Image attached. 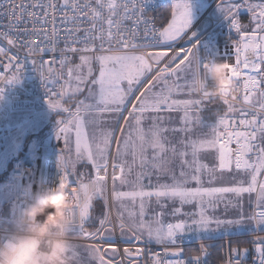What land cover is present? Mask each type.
Instances as JSON below:
<instances>
[{
	"label": "snow or ice",
	"instance_id": "1",
	"mask_svg": "<svg viewBox=\"0 0 264 264\" xmlns=\"http://www.w3.org/2000/svg\"><path fill=\"white\" fill-rule=\"evenodd\" d=\"M5 5L8 10L2 15L8 17L9 25L8 31H0V37L10 46L26 48L31 56L48 51L55 53L60 31L65 34L64 47L59 49V68L54 66L55 58L49 61L34 58L31 62L46 83L64 80L58 93L48 88L49 107L68 113L57 122V138L63 137L65 147L69 148L74 134L75 160H87L94 169V176L87 182L84 175L72 181L74 162L69 172L65 156H59V167L63 170L60 180L68 186L73 202V232L84 239L98 241L82 246L96 264H123L109 258V250L113 255L119 254L114 239L117 228L120 236L127 237L129 242L140 240L146 232L149 239H155L158 244H175L177 233L190 231L193 225L207 229L212 223H240L246 218L256 224L264 222V0L259 3L221 0L219 4L230 22L229 27L239 36L232 41L235 63H228L234 86L221 94L208 91L200 79L211 58L201 60L197 51L200 42L190 40V35H195L189 31L192 26L191 0H173L171 20L162 29L151 16L144 14L141 3L136 0H83V3L80 0H21L20 3L0 0V7ZM241 8L251 14L254 24L251 30L237 19ZM133 17V27L129 28L124 21H132ZM29 22L31 29L20 28V24ZM82 23L87 26L82 28ZM49 24L51 30H45L44 26ZM69 53H79L80 63L71 65ZM0 58L8 61L6 66L10 70L15 69L10 77L0 75V84L18 81L23 69L19 58L9 55V50L4 47H0ZM94 64L98 66L96 76L93 75ZM181 80H184L183 84ZM82 85L86 86L87 95L83 100H75L74 97L85 90ZM157 85H161L159 91L154 90ZM185 89L189 97L198 98H172ZM2 90L0 88V92ZM56 96L60 98L55 99ZM217 98L222 100L226 110L213 113L215 119L205 121L201 115L203 109ZM177 110L183 112L182 127H165L164 121L170 117L162 113ZM197 128L208 131L200 132L193 139L191 134ZM169 131L189 134L188 139L180 141L188 151H177L165 135ZM113 145L114 152L111 151ZM202 152L214 153L218 164L209 168L201 163ZM189 154L191 161L185 159ZM129 156L130 161L126 159ZM177 157L182 169L179 177L170 167ZM134 166L140 171L133 177ZM185 166L194 169L195 174L185 171ZM152 169L156 170L157 176L170 175L172 183H160L159 180L153 183ZM202 170L210 177L209 183L218 178L217 171L227 172L236 186L205 188ZM241 175L250 179L235 180ZM109 179L112 199L123 209L117 212L115 224L107 210ZM189 179L198 187H186ZM118 186H128L130 190H117ZM253 192L257 193L256 207L245 216L240 197L243 193ZM230 195L237 203L233 204ZM153 198L156 203L169 199H178L181 203L198 201L201 204L199 218L190 223L180 220L166 225L159 217L146 220V208ZM97 199L103 201L104 210L99 217H94L93 201ZM127 202L133 206L138 202V213L129 210ZM220 203H225L226 209L239 208L242 214L235 221L206 214L205 204L215 209ZM178 212L180 209L173 215ZM89 224L97 226L90 231ZM77 247L74 245L75 249ZM255 248L260 264H264V236L256 237ZM182 251L177 247L172 255H181ZM232 251L241 259L229 264H242L246 249L238 252L233 248ZM123 252L130 264H136L139 249L133 252L125 247ZM201 252L207 253L204 245H201ZM168 254L169 250L165 248L164 255ZM201 258L193 254L187 261L201 264ZM154 264H186V261H163L157 254Z\"/></svg>",
	"mask_w": 264,
	"mask_h": 264
},
{
	"label": "built area",
	"instance_id": "2",
	"mask_svg": "<svg viewBox=\"0 0 264 264\" xmlns=\"http://www.w3.org/2000/svg\"><path fill=\"white\" fill-rule=\"evenodd\" d=\"M221 0H216L210 7H208L204 14L200 17L198 22L191 28L190 33H195L194 36L190 35V40L195 43L197 40L200 42L198 46V53L201 60L207 61L211 59L226 60L229 64L235 63L233 40L238 38L234 37V30L229 27V20L225 18H215L212 15L213 10L218 6ZM16 3H20L21 0H15ZM83 3V0H80ZM137 3H141L146 16H151L156 23V26L160 29L164 27L160 10L164 6L172 5L173 0H136ZM240 1V3H242ZM212 7V10L209 9ZM7 6L0 7V31H8L9 19L7 16L2 15L6 12ZM37 11H39L37 9ZM59 15V13H58ZM125 20L124 23L129 27H133V21ZM86 24H81V27H86ZM28 27L31 29L32 24L29 22L27 25L20 24V28ZM45 30L50 31L51 25H45ZM141 27H143L141 25ZM189 33V34H190ZM14 35V34H13ZM64 32L60 31L58 36L57 51L55 53L48 51L45 53L31 56L26 48L13 47L7 44V42L0 37V47H4L9 50V55L17 56L20 63L23 64L22 72L20 73L19 80L11 83L0 84L2 92H0V130L6 120L8 114L11 112H42L47 110L49 104L48 88L53 92L58 93L60 91V85L64 83V80L58 82L46 83L41 78L40 72L36 66L31 62L32 59L39 60L41 57L44 61H49L55 58L57 63L54 65L59 68L60 52L59 49L64 47ZM15 38V35H14ZM79 47V45H77ZM226 53L228 55L226 56ZM70 56V64L74 63L79 58V53L68 54ZM27 58V60H26ZM8 61L4 58H0V75L11 76L15 69H9L6 65ZM163 67V65H160ZM66 70V69H65ZM155 75V73H154ZM203 74H201L202 76ZM56 96L55 99H59ZM214 102H220L222 100L217 98ZM226 107V106H225ZM239 107V105H237ZM232 147H235L233 144ZM63 154L68 161V171L72 169L69 165V151L65 147L64 139L57 138V126L49 131L41 141L37 144L33 150H20L18 156L11 163L10 180L13 193L12 202V216L15 215L20 207H23L25 203L29 202L37 193L43 192L45 189L54 187L59 183L60 177L63 174V170L59 167V156ZM111 175V169H109ZM77 174L74 173L70 179L75 181ZM87 182V180H85ZM75 187V183L72 184ZM109 189H111V181L108 183ZM109 212L111 214L113 223H116L115 214L113 211V204L111 198H109ZM10 219L5 220L0 218V228L5 225H10ZM177 223V222H176ZM70 239L72 242H79L84 244L96 243L98 241H92L82 238L77 232H72ZM264 236V222L260 224L255 223V231L250 235L251 247L246 248L244 251L242 264H260L258 260V253L255 248L256 237ZM115 241L118 243L119 254H116V258L109 254V258L114 261H122L123 264H130V261L126 258L123 249L128 247L135 252L139 249V257L136 258V264H154L156 255L163 261L169 260H185L186 264L188 257L196 254L200 255L201 264H229L230 261L241 259V257L232 251L234 245L230 237L221 239V249L219 254V260H215V252L213 246L216 245V241L208 239H197L188 231L177 233L175 236V244L171 242L157 243L142 235L140 240L133 239L131 242L128 239L121 237L119 229H116ZM201 245H204L207 249L206 255L201 252ZM181 248V255H172L175 248ZM165 248L169 250L168 255H164ZM238 252L239 250L236 248Z\"/></svg>",
	"mask_w": 264,
	"mask_h": 264
},
{
	"label": "rangeland",
	"instance_id": "3",
	"mask_svg": "<svg viewBox=\"0 0 264 264\" xmlns=\"http://www.w3.org/2000/svg\"><path fill=\"white\" fill-rule=\"evenodd\" d=\"M198 1V2H197ZM216 0H191V6H192V20L197 17L198 10L201 11V15L204 14L205 10L210 7ZM240 0H236L234 3H238ZM259 0H253L252 2H256ZM227 3L228 0H225ZM221 1L219 2V4ZM218 6L213 10L212 15L215 18H225V15L220 10ZM202 9V10H201ZM199 14V15H200ZM226 19V18H225ZM228 20V19H226ZM80 60L79 58L72 63L71 65L79 64ZM95 71L93 73L94 76L98 75V66L93 65ZM67 69L65 70V72ZM83 71L86 73L87 69H83ZM154 74V73H153ZM150 78V77H149ZM65 79L67 77L65 76ZM188 79H191L189 76ZM181 84L184 83V80L180 81ZM64 84V83H63ZM83 93L77 94L74 99L75 100H83L85 96L87 95V88L86 86ZM161 85H157V87L154 89L155 91L160 90ZM187 90L185 89V92L183 93H177L173 95V99H188V98H198V97H189L187 94ZM66 99V98H65ZM63 103V101H62ZM67 107L68 104H65ZM73 110L75 108L74 103H72ZM204 110L203 109L201 115L204 119ZM162 115H165L167 117H170V119H167L164 121V126L171 129L176 128L179 129L182 127V121L181 117L183 116L182 111H173L168 113H162ZM68 116V113L63 112L62 109L60 110H53L51 108H48L47 110H44L42 112H11L8 114L6 120L4 121L1 130H0V218L8 220L12 216V202H13V193H12V186H11V180H10V172H11V163L12 161L18 156L20 153V150H33L36 148L37 144L41 141L43 136H45L49 131L57 126L58 120L62 118H66ZM205 120V119H204ZM147 123H150L148 121ZM208 129H200L197 128L194 130V132L191 134L192 138L195 139L196 135L200 132H207ZM165 135L167 136L168 140L172 145H175L177 148V151H188V149L184 148L180 141L182 139L186 140L188 139L187 133L183 132H166ZM69 148L71 151H69ZM68 151H69V165L72 169L71 165L74 162L75 164V172L78 176L84 175L85 180H87L89 177L94 176V169L92 168V165L87 160H75V136L73 134L72 140L70 142ZM112 152L115 151V145H113ZM149 155H151V150H149ZM171 155V153H169ZM129 161L131 160V157H126ZM185 159L191 161L192 157L189 154ZM199 160L201 163L207 165L209 168H211L213 165L218 164V161L215 159V154L209 155L207 153L202 152L199 156ZM170 167L174 170L177 177H179V173L182 170L180 159L177 157L172 160ZM185 171H190L193 174L194 169H189L185 166ZM137 171H140L138 166H134L133 168V177L135 176V173ZM152 182L155 183L157 180H159L160 183H172V178L170 175H159L157 176L156 170L152 169ZM217 179L209 183L210 177L202 170L201 172V179L203 182V187L209 188V187H233L236 186L234 183V179L232 176H230L227 172L221 174L219 171L216 172ZM250 177L246 175H241L235 177V180H244L248 181ZM145 184L148 183V180L145 179ZM189 188H196L198 187L197 183L195 181H192L189 179V182L185 185ZM246 186V183H245ZM117 190L121 191H127L130 190L128 186H122L119 187ZM107 196L108 201L109 198H111L112 204H113V211L115 214V219L117 212L122 211L120 207L119 202H115L112 199V187L109 189L107 187ZM229 199H232L233 204L237 203V200L233 198L231 195L229 196ZM256 199H257V193H243L240 197V201L243 205V214L245 216L250 215L252 213V210L256 207ZM109 205V203H108ZM206 209V214L209 216H212L214 218H219L221 220L225 221H235L239 218V216L242 214L240 213V209L236 207H228L225 208V203H220L215 209L209 207L208 205H204ZM109 208V206H108ZM107 208V210H108ZM127 208L131 210L134 213H138L139 211V205L138 202L135 206L131 204V202H127ZM176 209H180V212L173 215ZM201 209V204L198 201H191L188 203H181L178 199L175 200H163L161 203H156L155 199L153 198L152 201L148 203V206L146 208L145 212V219L150 220L154 217H159L160 220L166 225L168 223H176L180 220H186L189 223L192 219H198L199 218V212ZM104 210V204L103 201L100 199L93 201V215L94 217H99L101 211ZM109 211V210H108ZM194 214V215H193ZM95 224H89L87 227L89 230L95 229ZM255 231V222L250 219H244L240 223H222L220 225H216L215 223L210 224V226L207 229L199 228L198 226H192L191 230L188 231L189 234L194 236L197 239H210V238H219L222 236L227 235H233V234H241V233H253ZM143 236L149 238L147 236V233L145 232ZM128 239L127 237H124ZM154 240L155 239H151ZM74 245H77L78 247L75 249V252L77 253L76 259L74 261V264H96L95 260H93L87 249L85 247H82L83 245H87L84 243L79 242H73ZM109 254L112 255L114 258H116V255H113L111 253V250H109Z\"/></svg>",
	"mask_w": 264,
	"mask_h": 264
},
{
	"label": "clouds",
	"instance_id": "4",
	"mask_svg": "<svg viewBox=\"0 0 264 264\" xmlns=\"http://www.w3.org/2000/svg\"><path fill=\"white\" fill-rule=\"evenodd\" d=\"M208 91L234 86L226 60L211 59L200 77ZM59 180L20 207L10 226L0 228V264H74L72 198Z\"/></svg>",
	"mask_w": 264,
	"mask_h": 264
},
{
	"label": "trees",
	"instance_id": "5",
	"mask_svg": "<svg viewBox=\"0 0 264 264\" xmlns=\"http://www.w3.org/2000/svg\"><path fill=\"white\" fill-rule=\"evenodd\" d=\"M171 6L172 5H167L164 6L163 8H161L160 10V16L163 22L164 27L167 26V23L171 20ZM243 19L245 18V15L242 16ZM226 110L225 105H223L220 102H212L210 104L207 105V107H205L204 110V119L205 121H210V120H214L215 117L212 115L213 113L217 112V111H224ZM5 226H10V225H5ZM4 226V227H5ZM70 235H75V234H70ZM250 235L251 233H239V234H233V235H227V236H222L219 238H210L208 240H214L216 241V245L213 246L214 252H215V260H219V252L221 249V239L225 238V237H230L232 240V244L234 245V247L238 248L240 251L246 248H250L251 247V242H250Z\"/></svg>",
	"mask_w": 264,
	"mask_h": 264
},
{
	"label": "crops",
	"instance_id": "6",
	"mask_svg": "<svg viewBox=\"0 0 264 264\" xmlns=\"http://www.w3.org/2000/svg\"><path fill=\"white\" fill-rule=\"evenodd\" d=\"M236 0H228V2H231V3H234ZM241 1V0H240ZM240 1L238 3H240ZM253 0H248L249 3H259L261 2V0L259 1H256V2H252ZM198 2V1H197ZM202 10V9H201ZM201 11L198 10V14H197V17L195 19L192 20V26L191 28L198 22V20L200 19V17L202 16L201 14ZM200 14V15H199ZM243 15H245V18L243 19ZM237 19L244 25H247L248 26V30H251L252 27H254V24L251 23V14L247 11L246 8H241L239 10V15L237 17ZM166 27V26H165ZM190 28V30H191ZM189 30V31H190ZM234 37L235 38H238V34L235 32L234 30ZM154 75V74H153ZM151 78V77H150Z\"/></svg>",
	"mask_w": 264,
	"mask_h": 264
},
{
	"label": "bare ground",
	"instance_id": "7",
	"mask_svg": "<svg viewBox=\"0 0 264 264\" xmlns=\"http://www.w3.org/2000/svg\"><path fill=\"white\" fill-rule=\"evenodd\" d=\"M212 10V7L209 9V11H211Z\"/></svg>",
	"mask_w": 264,
	"mask_h": 264
}]
</instances>
